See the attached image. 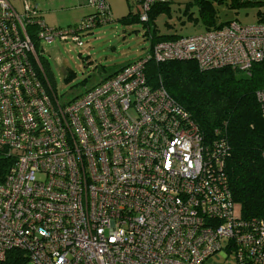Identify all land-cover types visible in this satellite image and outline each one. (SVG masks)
Masks as SVG:
<instances>
[{
  "label": "built area",
  "instance_id": "obj_1",
  "mask_svg": "<svg viewBox=\"0 0 264 264\" xmlns=\"http://www.w3.org/2000/svg\"><path fill=\"white\" fill-rule=\"evenodd\" d=\"M169 1L139 0L140 20ZM87 3L97 12L80 30L109 15L105 0ZM34 37L82 45L26 1L17 12L0 0V264H264V219L235 214L226 141L203 135L145 72L149 62L191 60L248 76L264 64V22L156 42L65 102ZM257 98L264 117V87Z\"/></svg>",
  "mask_w": 264,
  "mask_h": 264
},
{
  "label": "rangeland",
  "instance_id": "obj_2",
  "mask_svg": "<svg viewBox=\"0 0 264 264\" xmlns=\"http://www.w3.org/2000/svg\"><path fill=\"white\" fill-rule=\"evenodd\" d=\"M8 1L17 12L22 11V3L26 1L43 12V20L48 27H70L79 35L81 46L59 38L49 43L33 38L52 90L62 102L83 94L122 66L146 57L156 35L191 36L204 32L209 26L203 19L204 14H212L216 25L264 22V2L170 0L168 12L163 10L145 23L140 20L142 9L139 0H105L109 5L106 21L80 30L83 19L97 12L87 4V0ZM102 18L99 14L98 19ZM239 213L237 205L235 214ZM216 260L218 258H211L210 262Z\"/></svg>",
  "mask_w": 264,
  "mask_h": 264
},
{
  "label": "trees",
  "instance_id": "obj_3",
  "mask_svg": "<svg viewBox=\"0 0 264 264\" xmlns=\"http://www.w3.org/2000/svg\"><path fill=\"white\" fill-rule=\"evenodd\" d=\"M168 9V2L155 3L148 22ZM203 19L209 24L207 30L224 25H216L210 13L204 14ZM177 37L156 35L152 44ZM145 72L147 81L161 84L203 135L224 138L228 147L224 172L239 215L244 220L264 219V117L257 98V92L264 87V64H253L248 76L226 67L200 70L191 60L149 62Z\"/></svg>",
  "mask_w": 264,
  "mask_h": 264
},
{
  "label": "crops",
  "instance_id": "obj_4",
  "mask_svg": "<svg viewBox=\"0 0 264 264\" xmlns=\"http://www.w3.org/2000/svg\"><path fill=\"white\" fill-rule=\"evenodd\" d=\"M78 1H80V0H78ZM24 2V1H23ZM23 4V3H22ZM88 4V3H87ZM109 6V5H108ZM35 8V7H34ZM23 10V9H22ZM22 12V11H21ZM39 12L41 13V16H42V19H44V14H43V12L39 9ZM184 13H185V9H184ZM50 14V12L49 13H47V15H49ZM185 15V14H184ZM97 25V24H96ZM152 46V45H151ZM151 48V47H150ZM117 71V70H116ZM114 73V72H113Z\"/></svg>",
  "mask_w": 264,
  "mask_h": 264
}]
</instances>
